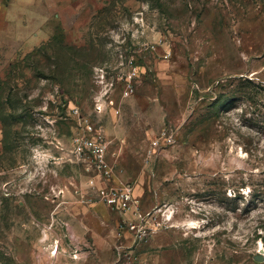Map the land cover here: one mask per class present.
I'll return each mask as SVG.
<instances>
[{
	"label": "rangeland",
	"instance_id": "374dc122",
	"mask_svg": "<svg viewBox=\"0 0 264 264\" xmlns=\"http://www.w3.org/2000/svg\"><path fill=\"white\" fill-rule=\"evenodd\" d=\"M57 2L0 49V264H264V0Z\"/></svg>",
	"mask_w": 264,
	"mask_h": 264
},
{
	"label": "crops",
	"instance_id": "0c3cea01",
	"mask_svg": "<svg viewBox=\"0 0 264 264\" xmlns=\"http://www.w3.org/2000/svg\"><path fill=\"white\" fill-rule=\"evenodd\" d=\"M57 0H0V49L10 45L30 49L49 29Z\"/></svg>",
	"mask_w": 264,
	"mask_h": 264
},
{
	"label": "built area",
	"instance_id": "2783aa9c",
	"mask_svg": "<svg viewBox=\"0 0 264 264\" xmlns=\"http://www.w3.org/2000/svg\"><path fill=\"white\" fill-rule=\"evenodd\" d=\"M88 143L89 149L92 150L95 156V163L99 168L104 170V167L106 166L102 158L104 145L101 142L96 141H89ZM103 194L105 195L107 201L111 204H121L123 206L132 200L131 190L128 186H124L120 189H111L108 192L103 191Z\"/></svg>",
	"mask_w": 264,
	"mask_h": 264
},
{
	"label": "water",
	"instance_id": "95a60500",
	"mask_svg": "<svg viewBox=\"0 0 264 264\" xmlns=\"http://www.w3.org/2000/svg\"><path fill=\"white\" fill-rule=\"evenodd\" d=\"M254 259L261 261L263 259V256L261 254H256V255H254Z\"/></svg>",
	"mask_w": 264,
	"mask_h": 264
}]
</instances>
